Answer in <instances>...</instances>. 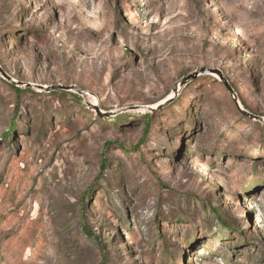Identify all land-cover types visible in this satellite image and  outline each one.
Here are the masks:
<instances>
[{
	"label": "rangeland",
	"instance_id": "1",
	"mask_svg": "<svg viewBox=\"0 0 264 264\" xmlns=\"http://www.w3.org/2000/svg\"><path fill=\"white\" fill-rule=\"evenodd\" d=\"M0 70V264H264V0H0Z\"/></svg>",
	"mask_w": 264,
	"mask_h": 264
},
{
	"label": "water",
	"instance_id": "2",
	"mask_svg": "<svg viewBox=\"0 0 264 264\" xmlns=\"http://www.w3.org/2000/svg\"><path fill=\"white\" fill-rule=\"evenodd\" d=\"M0 74L1 76L6 79L7 81L11 82L12 84H15L16 82L13 81L10 77H8L3 71L0 70ZM215 74L220 80L221 82L224 84V86L226 87L227 91L229 92V94L231 96H233V91L231 89V87L228 85L227 81L225 80V78L222 76V74L218 71V70H212V69H206V68H199L197 70H195L193 73L187 75L186 77H184L181 82L180 85L185 84L187 81L189 80H194L196 79L198 76L200 75H212ZM43 89H46L47 91H52V90H58V89H63V90H69L68 87H64V86H54V87H41ZM71 89V88H70ZM79 94H82V92L78 91ZM236 103V102H235ZM97 113H100V110L97 106L94 107ZM243 114H247L246 112H243ZM258 120H261L258 117H255Z\"/></svg>",
	"mask_w": 264,
	"mask_h": 264
},
{
	"label": "trees",
	"instance_id": "3",
	"mask_svg": "<svg viewBox=\"0 0 264 264\" xmlns=\"http://www.w3.org/2000/svg\"><path fill=\"white\" fill-rule=\"evenodd\" d=\"M9 87L15 92V93H18V95L22 92L21 90H19L18 88H15L13 85H9ZM146 120H149V119H146ZM147 125L149 124V122H147L146 123ZM148 126H146L145 127V135H144V137L140 140V142H139V144H138V146H137V148H139L142 144H143V142H144V140H145V137H146V135H147V133H148ZM7 136V135H6ZM106 162H107V160H106V158H105V156H102V158H101V164H100V174H103V172L106 170ZM86 235L91 239H93L94 237H92L91 235H89V233L88 232H86Z\"/></svg>",
	"mask_w": 264,
	"mask_h": 264
},
{
	"label": "bare ground",
	"instance_id": "4",
	"mask_svg": "<svg viewBox=\"0 0 264 264\" xmlns=\"http://www.w3.org/2000/svg\"><path fill=\"white\" fill-rule=\"evenodd\" d=\"M240 104V103H239Z\"/></svg>",
	"mask_w": 264,
	"mask_h": 264
}]
</instances>
